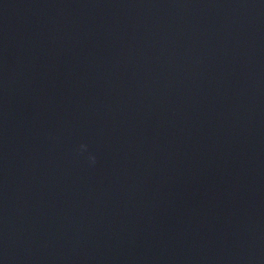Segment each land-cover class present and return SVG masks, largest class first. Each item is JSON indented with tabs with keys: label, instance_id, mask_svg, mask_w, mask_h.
I'll return each instance as SVG.
<instances>
[{
	"label": "clouds",
	"instance_id": "clouds-1",
	"mask_svg": "<svg viewBox=\"0 0 264 264\" xmlns=\"http://www.w3.org/2000/svg\"><path fill=\"white\" fill-rule=\"evenodd\" d=\"M80 151L81 152H85V151H87V145L86 144H81L80 145ZM88 159H89V161H91L93 164L96 162V157L94 156V155H89L88 156Z\"/></svg>",
	"mask_w": 264,
	"mask_h": 264
}]
</instances>
